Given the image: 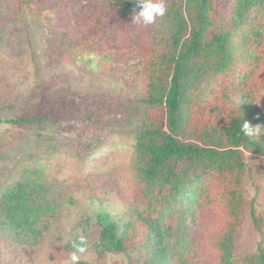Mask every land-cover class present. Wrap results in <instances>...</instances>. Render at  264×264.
<instances>
[{
	"label": "trees",
	"instance_id": "16d2710c",
	"mask_svg": "<svg viewBox=\"0 0 264 264\" xmlns=\"http://www.w3.org/2000/svg\"><path fill=\"white\" fill-rule=\"evenodd\" d=\"M98 1L103 12L98 25L88 22L89 30H106L112 17L136 22L138 0ZM163 2L165 15L150 25L136 23L137 41L127 49L144 84L143 123L129 179L135 206L120 232L107 214L98 215L96 234L114 252L135 253L139 264H264L261 247L253 254L239 252L247 211L258 232L262 221L242 194V178L245 155L264 157V0ZM45 57L76 62L70 55L56 57L50 47ZM46 87L49 92L36 82L24 110L0 124L85 120L77 130L88 138L105 122L82 107L77 90L50 79ZM243 122L259 126L260 135L245 136ZM5 198L13 215L30 197L18 185ZM179 212L186 244H173Z\"/></svg>",
	"mask_w": 264,
	"mask_h": 264
},
{
	"label": "rangeland",
	"instance_id": "374dc122",
	"mask_svg": "<svg viewBox=\"0 0 264 264\" xmlns=\"http://www.w3.org/2000/svg\"><path fill=\"white\" fill-rule=\"evenodd\" d=\"M102 12L98 0H0V119L19 115L35 83L47 91L50 79L77 90L82 107L110 121L88 138L77 130L85 120L0 124V264H72L71 241L81 235L86 251L77 264H139L135 253L114 252L96 234L98 215L107 214L120 232L135 206L129 179L144 95L141 67L127 52L139 27L113 17L104 31L85 27L98 25ZM48 47L76 62L47 60ZM245 163L242 194L262 221L258 232L247 211L239 252L253 254L264 250V157L245 155ZM18 185L30 198L12 215L5 196ZM187 237L179 212L173 244H186Z\"/></svg>",
	"mask_w": 264,
	"mask_h": 264
},
{
	"label": "clouds",
	"instance_id": "9594fccd",
	"mask_svg": "<svg viewBox=\"0 0 264 264\" xmlns=\"http://www.w3.org/2000/svg\"><path fill=\"white\" fill-rule=\"evenodd\" d=\"M139 11L134 15L136 23H142L144 25L153 24L157 18L163 17L166 13V8L163 0H138ZM242 133L247 137H258L260 135L261 128L259 126L253 127L248 122H243L241 127ZM85 237L79 236L71 241V247L74 250L71 254L72 264H77L79 260V254H83L86 251Z\"/></svg>",
	"mask_w": 264,
	"mask_h": 264
}]
</instances>
